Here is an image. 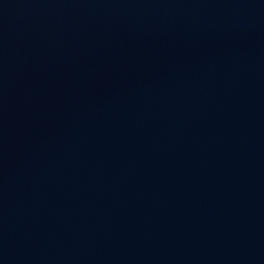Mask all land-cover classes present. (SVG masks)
<instances>
[{
	"label": "water",
	"instance_id": "water-1",
	"mask_svg": "<svg viewBox=\"0 0 264 264\" xmlns=\"http://www.w3.org/2000/svg\"><path fill=\"white\" fill-rule=\"evenodd\" d=\"M0 264H264V0H0Z\"/></svg>",
	"mask_w": 264,
	"mask_h": 264
}]
</instances>
